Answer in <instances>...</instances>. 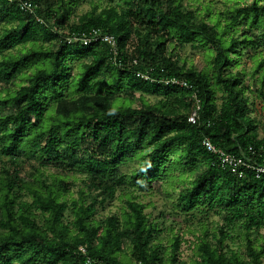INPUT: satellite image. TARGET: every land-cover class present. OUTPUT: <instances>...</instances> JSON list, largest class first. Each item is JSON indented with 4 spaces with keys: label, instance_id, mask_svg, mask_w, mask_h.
Masks as SVG:
<instances>
[{
    "label": "trees",
    "instance_id": "trees-1",
    "mask_svg": "<svg viewBox=\"0 0 264 264\" xmlns=\"http://www.w3.org/2000/svg\"><path fill=\"white\" fill-rule=\"evenodd\" d=\"M27 1L32 14L0 0V264H180L182 239L163 248L140 200L162 182L180 186L175 216L202 230L190 264H264L252 236L264 173L237 177L202 146L263 162L264 0ZM80 3L92 7L77 15ZM91 29L115 37V60L103 43L67 42ZM185 46L209 48L207 67L188 65ZM116 199L119 212L96 218Z\"/></svg>",
    "mask_w": 264,
    "mask_h": 264
},
{
    "label": "rangeland",
    "instance_id": "rangeland-1",
    "mask_svg": "<svg viewBox=\"0 0 264 264\" xmlns=\"http://www.w3.org/2000/svg\"><path fill=\"white\" fill-rule=\"evenodd\" d=\"M200 3H205L209 0H198ZM197 3V2H196ZM97 6H100V3H95ZM91 5L89 3H80L76 7L77 15H81L91 9ZM220 8V5H217ZM180 56L183 60L187 62L188 65H192L197 70L206 68L208 65L207 56L211 55V50L205 48L202 51H196L195 49L190 48L189 46L183 47L179 51ZM251 64L249 63L248 66ZM19 82V81H18ZM12 87V86H11ZM150 102H154L157 100L156 97L149 96L146 98ZM138 104L137 101L133 102V105L136 106ZM254 117L258 123V133L259 136H262L264 133V102L260 100H256L254 102ZM76 184L78 186L73 188V192H77L79 186H81V182L77 181ZM174 190L169 189L168 186L162 183H155L152 187V193L149 195L141 196L140 200L142 203L146 205L145 212L150 213L153 218L157 222H159V229L161 230L158 235V241L162 243V247H166L168 245L167 241L172 238L173 235H178L182 239V243L180 246V264H190L194 258L192 244L195 243V237L201 235V229L197 221H193L192 223H185L183 218H178L174 214L173 205L176 203L177 192L180 189L178 184H173ZM74 197H77V194H74ZM123 202L120 199H116L105 205L104 208H98L96 218L102 219L105 216L110 215L111 213H117L121 210L123 206ZM199 219V217H198ZM220 224L219 219L214 215H208V219L204 223L207 227V239L211 240L212 233L214 232V228L216 224ZM253 238L260 237L264 238V229L258 232H253ZM259 241L261 242V240ZM264 243L263 241L260 243ZM226 244L236 250L241 247L240 239H233V241H226Z\"/></svg>",
    "mask_w": 264,
    "mask_h": 264
},
{
    "label": "built area",
    "instance_id": "built-area-1",
    "mask_svg": "<svg viewBox=\"0 0 264 264\" xmlns=\"http://www.w3.org/2000/svg\"><path fill=\"white\" fill-rule=\"evenodd\" d=\"M8 3H15L16 6L23 12L32 14L35 9L37 8L36 4H33L27 0H6ZM37 22L43 23V20L40 17H36ZM68 43L79 42L83 46H88L94 42H100L108 46L109 51L115 60V56L117 54V43L114 36L105 34L99 29H91L86 32H80L76 34L69 35L67 37ZM142 80H148V76L143 73H138L136 75ZM164 85H177L179 87L188 88V85L176 79L166 80L163 82ZM199 107L193 110V112L188 116V122L192 125L196 124L199 116H198ZM202 146L205 150L209 153L216 155L217 161L221 167H226L230 170V172L237 176L242 177L244 170H251L255 173L256 177H259L260 174L264 173V159L262 163H257L252 159L251 156L244 154L243 152L239 151V153H232L228 149H217L208 139H204L202 141ZM250 154H253V151L249 150ZM84 252L83 249H81Z\"/></svg>",
    "mask_w": 264,
    "mask_h": 264
}]
</instances>
